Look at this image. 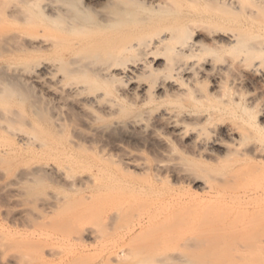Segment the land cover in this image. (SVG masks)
I'll list each match as a JSON object with an SVG mask.
<instances>
[{
  "label": "bare ground",
  "instance_id": "1",
  "mask_svg": "<svg viewBox=\"0 0 264 264\" xmlns=\"http://www.w3.org/2000/svg\"><path fill=\"white\" fill-rule=\"evenodd\" d=\"M0 215V264H264V0H0Z\"/></svg>",
  "mask_w": 264,
  "mask_h": 264
},
{
  "label": "rangeland",
  "instance_id": "2",
  "mask_svg": "<svg viewBox=\"0 0 264 264\" xmlns=\"http://www.w3.org/2000/svg\"><path fill=\"white\" fill-rule=\"evenodd\" d=\"M2 218V219H1ZM3 219H5V218H3V216H1L0 215V230H1V233H4V232H6L7 233V231H8V233L7 234H10L12 237H17L18 238V234H19V230L18 229H16V228H14L12 225H11V223H10V221L9 220H7V219H5V220H3ZM7 225V226H6ZM5 230V231H4ZM11 230V231H10ZM3 231V232H2ZM13 232V233H12ZM5 234V233H4ZM16 234H17V236H16ZM183 245V241L182 240H176V241H174V242H172L171 244H170V246L172 247V248H178V247H181ZM101 247V248H100ZM105 250V252L106 253H104V252H102V251H104ZM89 251V252H88ZM89 253V254H88ZM108 248H103L101 245H99V244H92L89 248H88V250L86 251V262L88 261V262H90V261H92V262H90V264H101V262L102 261H104V259H106V256H108ZM92 254V255H91ZM107 254V255H106ZM88 255H89V258H88ZM92 257V258H91ZM80 259V260H79ZM79 259H77V260H74V261H65V262H62L63 264H78V263H80V264H83V263H85V261H82V259H83V257L82 258H79ZM91 259V260H90ZM47 262V263H46ZM62 263H57V262H55V264H62ZM44 264H49L48 263V261H45L44 260ZM54 264V263H53ZM85 264H87V263H85Z\"/></svg>",
  "mask_w": 264,
  "mask_h": 264
}]
</instances>
